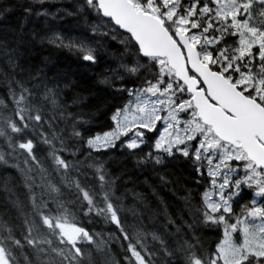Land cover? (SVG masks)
Masks as SVG:
<instances>
[{
	"label": "trees",
	"instance_id": "obj_1",
	"mask_svg": "<svg viewBox=\"0 0 264 264\" xmlns=\"http://www.w3.org/2000/svg\"><path fill=\"white\" fill-rule=\"evenodd\" d=\"M150 1L161 12L172 9L184 17L189 33L209 38L212 68L237 81L235 61L227 68L231 53L224 63L220 54L233 51L238 37L218 16L214 0H140L153 12ZM237 1L239 7L254 2L249 12L264 16V3ZM51 4L40 9L28 0H0V264H224L220 245L240 230L261 189L258 203L264 205V170L258 169L260 181L241 177L235 191L232 184L234 209L223 215L205 201L214 184L207 155L156 149L161 119L154 130L140 129L146 142L139 148L126 145L134 129L108 149L91 150L89 140L111 131L114 116L160 81L161 68L168 66L143 58L96 3ZM73 23L86 26L99 43L95 61L60 25ZM258 50L240 61L241 75L264 77ZM109 56L137 72L110 77ZM256 84L248 94L264 104ZM175 85L186 96L183 85ZM241 264H264V258L250 254Z\"/></svg>",
	"mask_w": 264,
	"mask_h": 264
},
{
	"label": "rangeland",
	"instance_id": "obj_2",
	"mask_svg": "<svg viewBox=\"0 0 264 264\" xmlns=\"http://www.w3.org/2000/svg\"><path fill=\"white\" fill-rule=\"evenodd\" d=\"M28 1L35 4L34 6L37 8L41 7L46 9L52 7L51 3L61 2L60 0ZM163 1L166 3L165 5L169 4V0ZM214 2L218 16H223L224 20L227 21L226 24H231L233 30L238 33L235 49H233V51H224L221 53L222 55L231 53L232 60L229 66H231V62L235 61L236 65L242 68L245 64L243 62L240 63V61H245V58L251 56L255 51V47L259 48L257 56L264 59V35L261 31V27L264 26V16H259L258 18L253 12H249L248 6L249 4L251 6L254 5V2L243 4V8L242 6H238L237 0H214ZM135 3L137 4V8H141L144 11L148 10L147 12H149V8L142 6L138 0L135 1ZM255 3H264V0H256ZM149 7L154 10L156 15L162 18L163 22L169 21L173 23L175 25L174 32L182 31L187 33L189 31V28L186 26L188 23L187 20L184 19V17L177 18L175 10L169 11L166 9V13H164L152 5ZM49 18H51V16H49ZM60 25H64L63 27L66 32L68 31L67 34L72 36V41L74 40L76 43H74L76 48L79 47L84 51H88L89 55L95 57L96 54L94 53H96V51L94 45H98L99 43L94 37L86 34L87 30L84 31L86 26L82 27L78 23ZM96 25L101 29L108 28L107 23L104 21H98ZM49 27L51 26L46 21L45 28L47 31H49ZM49 35H51L50 32ZM190 38L194 43H200L203 47L211 42L209 39L203 40L202 36L196 32H192ZM64 43L70 44V41L67 39ZM201 55L203 60L207 63H210L213 58L208 50H203ZM227 58L228 57L223 58L222 61ZM2 59L7 63L5 57H2ZM105 62L114 64L111 72L109 71L110 77L113 78H119L120 76H126V74L131 75V73L137 72L136 69L131 66H126L125 64L127 63L124 64V62L117 57L109 56ZM159 62L161 64H167L165 59L159 58ZM227 66L228 65H226V67ZM255 79L252 73L247 72L245 74L243 73L242 76L238 78L237 83L247 89H251L256 82L257 93L264 98V77L258 76V78ZM175 82L176 78L174 72L171 71L169 66L162 67L160 81L153 83L149 88L141 90L136 95L135 102L125 107L124 110L117 115L115 119L116 126L111 131L91 139L88 142V147L91 150L108 149L112 147L117 140L127 135L132 129L145 128L152 130V128L157 125L159 119H161V125L155 140L156 148L171 151L177 147L184 150L186 153L193 151L198 158H203L204 155H207L212 164V172L216 177L218 176L222 180V187L220 189L221 194H225L226 190L230 188V183L233 180L240 183L241 177L246 181H251L252 179L260 181L261 174L258 168L248 159L245 152L231 145L221 144L212 128L205 125L199 118L197 111H194L192 100L187 94L178 100L177 90L179 89H177ZM181 95L182 94H180V96ZM145 142V133L137 131L127 139L126 145L135 149L142 146ZM234 161H245L247 163H245V165L235 164L236 166L230 167V162ZM73 167L76 166L73 165ZM262 195L263 189L258 191L256 196L257 200L255 201L256 204L261 199ZM207 203L212 209H218L220 206L227 207V205L216 199L211 200L208 198ZM263 217L264 206L255 207L250 212L243 226L241 241L236 242L232 238H229L220 245V255L224 264H241L250 254L258 255L259 253H264ZM75 231L68 232L70 238L77 236V231ZM229 245L238 248L240 250L239 255H225V249L228 248ZM142 248L147 251L144 245H142ZM141 264H143V262Z\"/></svg>",
	"mask_w": 264,
	"mask_h": 264
},
{
	"label": "water",
	"instance_id": "obj_3",
	"mask_svg": "<svg viewBox=\"0 0 264 264\" xmlns=\"http://www.w3.org/2000/svg\"><path fill=\"white\" fill-rule=\"evenodd\" d=\"M90 1L98 4L105 18L132 36L143 56L166 57L176 76L193 94L202 120L213 127L221 140L241 147L249 159L264 168L263 105L202 62L187 35L177 32L175 39L157 17L137 10L130 0ZM190 68L197 77L190 75Z\"/></svg>",
	"mask_w": 264,
	"mask_h": 264
},
{
	"label": "snow or ice",
	"instance_id": "obj_4",
	"mask_svg": "<svg viewBox=\"0 0 264 264\" xmlns=\"http://www.w3.org/2000/svg\"><path fill=\"white\" fill-rule=\"evenodd\" d=\"M240 250L238 248H234L231 245H229L228 248L225 249V255L227 256H235V255H239ZM259 258H264V253H259L258 254Z\"/></svg>",
	"mask_w": 264,
	"mask_h": 264
},
{
	"label": "bare ground",
	"instance_id": "obj_5",
	"mask_svg": "<svg viewBox=\"0 0 264 264\" xmlns=\"http://www.w3.org/2000/svg\"><path fill=\"white\" fill-rule=\"evenodd\" d=\"M93 58H94V57H93ZM94 59H95V58H94ZM91 62H93V61H91ZM184 88H185V87H184ZM131 91H132V90H131ZM133 97H134V95H133ZM133 99H134V98H133ZM133 101H134V100H133ZM131 102H132V101H131ZM132 103H133V102H132ZM130 105H131V104H130ZM115 116H116V115H115ZM115 116H114V117H115ZM123 138H124V137H123ZM123 138H122V139H123ZM211 188H212V187H211Z\"/></svg>",
	"mask_w": 264,
	"mask_h": 264
}]
</instances>
